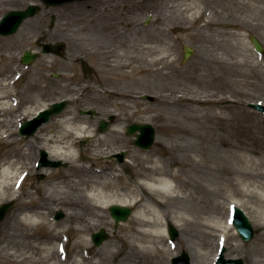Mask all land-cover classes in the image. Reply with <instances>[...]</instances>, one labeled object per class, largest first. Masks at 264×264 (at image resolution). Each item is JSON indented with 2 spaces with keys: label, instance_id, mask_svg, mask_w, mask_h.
<instances>
[{
  "label": "rangeland",
  "instance_id": "1",
  "mask_svg": "<svg viewBox=\"0 0 264 264\" xmlns=\"http://www.w3.org/2000/svg\"><path fill=\"white\" fill-rule=\"evenodd\" d=\"M147 1L152 3L153 7L145 13L143 27L156 29L157 24L153 22V15L155 12L167 14L168 10L165 6L168 0ZM257 1L264 5V0ZM71 2L62 5H47L42 0H0V19L10 10L25 9L30 4L40 6V11L27 18L16 33L0 35V80L6 81L7 79L4 75L5 55L9 52L7 40L16 38L14 43L19 48L16 65L20 66L22 71H28L17 81L16 95L21 101H32L33 103L30 102L29 105H34L36 112L54 101L64 98L71 99L72 104L67 110L52 119L69 111L78 117H86L92 121L93 128H96L101 135L96 139L97 141L100 138L103 139L108 153H104L106 156H102L100 160L85 157L79 163L89 167L93 164L95 171L114 167L116 163H119L124 166V170L120 172L123 175L122 181H135L131 168L127 166L129 165L127 161L136 154H148L154 161H162L174 171H179L178 162L180 161L191 164L181 170L179 178L173 179V183L179 186V192L170 193L169 203L161 207L164 219L162 227L167 233L171 255L163 262H159L158 258L142 257L135 259L137 262L135 264H163L165 262L173 264L172 258L183 251L189 252L193 264H212L222 245L219 235L225 233L213 230L210 225H216L219 222L231 230L228 241L224 244L228 247L227 257L243 258L246 264H264V248H262L264 245L258 244L262 228L257 224L254 210L255 208L261 210L260 205L264 203V113L248 105L258 102L264 104V52H257L249 39L253 34L264 45V27L251 24L245 30L223 27L214 30L205 28L203 29L204 35L199 37H191L189 33L192 31L182 27L172 30V36L178 42V46L171 50L176 59L175 62L152 77L148 75L143 77L138 74L127 84H119L131 95L132 99L127 106L119 109L123 113L122 118L125 122L120 126L123 129L121 138L116 140L108 134L111 128L119 126L116 116L106 131L100 130L99 127L100 121L103 118L108 120L113 114L111 110L115 109L113 99L104 94L109 86L103 80L104 72L101 65L104 57H93L87 53V45L83 47L79 45L80 39L83 41L90 35L76 32L73 27L71 13L68 9V4ZM218 19L241 21L239 15L231 18L219 16ZM220 32L233 33L238 36L234 38L237 40L233 41H239L240 45L218 48L208 43L215 38L223 39L224 36ZM44 42L53 44L63 42L65 48L60 55L42 53L41 46ZM184 45L194 48L192 56L187 61L183 60ZM26 50L40 53L38 59L29 66L23 65L21 61ZM252 60L261 65L254 66L251 63ZM29 73L33 75L44 73L45 78H32ZM212 73L213 76H211ZM247 73H253L254 77L248 76ZM191 75H203L208 81L196 87L187 81ZM29 80H33L38 89L28 88L26 84ZM144 93L153 95L155 101L143 99L142 94ZM206 93L211 94V99L214 100L224 97L229 100L191 105L192 111L197 112L202 119L196 122H186L180 114L181 109L172 101L179 96L206 98L204 96ZM83 110H93L95 114H82ZM7 115L5 113L0 118L4 119ZM29 118L26 115L21 116L20 123ZM134 121L150 122L155 126L157 139L149 150L135 145V135H127L126 126ZM20 123L16 138L26 149L24 153L26 161L29 158L37 159V162L32 163L33 169L27 186L31 182L49 183L48 173L52 170L58 171L60 175L74 172V167L69 160H63L67 162V166L38 168L42 149L40 147L46 144L45 139L37 134L38 131L33 135H21ZM192 128L196 129V134L191 132ZM105 135H108L107 138H103ZM32 137H35L34 143H30ZM96 139L89 136L78 138L76 148L83 153H89ZM83 140H87V143L83 144ZM123 150L126 152L125 161L119 162L114 154ZM5 151L6 144L1 142L0 158L3 157ZM190 158L195 160V165L192 166ZM173 161L177 162L175 166L172 165ZM134 183L138 184V181ZM178 193L181 196H177ZM9 200V198L4 199L0 201V204ZM233 203L246 211L254 225L255 236L248 243L240 238L230 222ZM18 207L19 202L15 200L14 207L0 221V250L6 244V242L4 244L3 222L7 215ZM130 207L134 212L136 211L134 206ZM60 210L63 211L64 216L56 219L55 216ZM66 216V209L57 207L51 218L58 221L65 219ZM87 217L89 218L88 215ZM111 218L109 207L103 220L104 223L111 222ZM131 219L132 215L125 223L131 222ZM168 223H172L179 229V235L174 240L168 232ZM104 227V224L98 225L87 237L92 239V234ZM106 231L110 233L109 238L100 246L104 247L107 241L112 240L118 249H122L123 243L116 240V235L122 234V226L115 229L113 220L112 225ZM67 234L71 240L70 245L74 243L76 233L70 231ZM93 245L96 250L100 247L94 242ZM107 247L104 248L108 251ZM71 262L76 264H126L120 256L115 255L85 257L82 260L73 258ZM0 264H6L1 254Z\"/></svg>",
  "mask_w": 264,
  "mask_h": 264
},
{
  "label": "bare ground",
  "instance_id": "2",
  "mask_svg": "<svg viewBox=\"0 0 264 264\" xmlns=\"http://www.w3.org/2000/svg\"><path fill=\"white\" fill-rule=\"evenodd\" d=\"M152 7L153 4L147 0H80L68 4L76 32L90 35L83 41L80 39L79 45H87V53L93 57H104L101 65L103 80L109 84L104 94L113 99L115 109L111 113L116 116L119 125L111 128L108 134L116 140L121 138L123 129L120 126L125 122L119 109L127 106L132 99L119 84H127L138 74L152 77L175 62L171 50L178 46V42L173 38L172 30L182 27L192 31L189 33L191 37H199L204 35L205 28L245 30L251 24L264 27V5L257 0H168L165 6L168 13L155 12L153 15L156 29L143 27V17ZM236 15H239L241 21L218 19L219 16L231 18ZM220 34L224 36L223 39L215 38L208 43L218 48L240 45L239 41H233L238 37L233 33ZM16 40H7L9 52L5 55L4 74L7 79L0 80V117L8 114L6 118H0V143L6 144V151L0 158V201L9 198L19 202V207L9 213L3 222L6 244L0 254L4 263L76 264L71 262L73 258L82 260L102 255L120 256L126 264H135V259L142 257L158 258L159 262L166 260L171 251L167 233L162 227L164 219L161 207L169 203L170 193L179 192V186L173 183V179L179 178L181 170L191 164L180 161L179 171H174L164 162L154 161L148 154H136L127 161V166L131 168L138 184L135 181H122L123 175L120 172L124 166L119 163L95 171L93 164L89 167L79 161L85 157L100 160L106 156L104 153H108L107 145L101 138L97 141L96 138L101 135L93 128L91 120L68 111L43 124L37 134L43 136L46 142L40 148L45 149L52 159L71 161L74 172L60 175L58 171L52 170L48 173L49 183L31 182L27 186L32 163L37 162V159L29 158L26 161V149L21 146L16 133L21 116L31 118L36 110L34 105H29L32 101L19 100L15 92L17 81L28 73L16 65L19 50L14 43ZM251 63L254 66L261 65L254 60ZM29 75L32 78H45L44 73ZM247 75L254 77L253 73ZM187 81L199 87L207 83L208 79L203 75H191ZM26 86L31 90L38 89L33 80H29ZM204 96L206 98L179 96L172 102L181 109L180 114L186 122H196L202 117L192 111L191 105L229 100L226 97L214 100L208 93ZM191 132L196 134V129L192 128ZM87 136L96 139V143L89 153H83L76 148V143L78 138ZM32 138L30 143L36 141L35 137ZM190 160L192 166L195 165V160ZM176 164L173 161L172 165ZM112 204L136 208L131 222L122 223V234L116 235V240L123 243L124 249H118L115 242L109 240L104 245L108 246V251L103 246L96 250L87 235L98 225L104 224L105 229L112 225V218L109 223L103 221ZM57 207L66 209L65 219L56 221L51 218ZM260 208L254 210L257 224L262 228L258 244L264 245V203ZM210 227L225 233L219 235V240L220 244H226L231 232L229 227L220 222ZM70 231H74L76 237L74 243L69 245L71 240L67 233Z\"/></svg>",
  "mask_w": 264,
  "mask_h": 264
},
{
  "label": "water",
  "instance_id": "3",
  "mask_svg": "<svg viewBox=\"0 0 264 264\" xmlns=\"http://www.w3.org/2000/svg\"><path fill=\"white\" fill-rule=\"evenodd\" d=\"M73 0H43V2L51 5H59L65 2H69ZM40 10V6L37 4H31L26 9L21 10H11L7 12L2 19L0 20V34L2 35H9L17 32L23 21L31 16H34ZM252 43L255 45L256 50L259 52L264 51V46L262 43L254 36L251 35L250 37ZM63 43H58L57 45H53L52 43H44L43 44V52H54L56 54L61 52ZM185 56L184 59L187 60L193 53V49L190 46L185 45ZM39 53H33L31 50H27L22 58L24 64L33 63ZM143 98L149 99L151 101L154 100L152 96L149 94H144ZM70 104L69 100H61L53 102L48 108L40 110L38 115L33 119L25 121L20 129L21 134L23 135H31L34 134L38 128L45 122L49 121L53 115H57L62 113L67 106ZM250 107L256 108L257 110L264 112V105L263 104H254L250 103ZM83 113H90L93 114V111H83ZM110 119H113L111 117ZM109 126V122L103 120L101 122L100 128L102 130H106ZM140 131L137 133V139L135 140V144L143 147L145 149H149L156 138V132L154 126L147 122V123H139L134 122L131 125L127 126V133L129 135L135 134L136 131ZM125 154H116V156L122 161L124 159ZM41 165L43 166H60L63 164L62 161H54L48 158V153L46 150L41 151ZM40 165V166H41ZM13 202H7L0 205V220L4 218L6 213L13 207ZM111 213L113 218L115 219L116 226L120 224L121 221H127L129 216L132 213V208L123 206V205H112ZM63 213L58 212L56 218H62ZM232 221L239 232L240 237L247 243L250 242L254 235L255 230L254 226L246 214V212L239 206L233 205L232 206ZM169 233L171 237L175 239L179 234V231L173 224H169ZM108 234L105 230H101L94 234V240L97 244H101L106 238ZM226 247H223L220 256L215 264H245L242 258H226L225 257ZM174 264H191L189 254L184 251L181 255L173 258Z\"/></svg>",
  "mask_w": 264,
  "mask_h": 264
}]
</instances>
